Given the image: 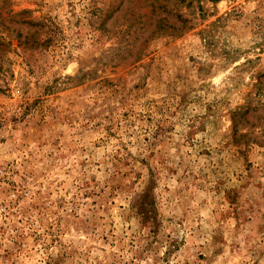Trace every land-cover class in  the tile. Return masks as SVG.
Here are the masks:
<instances>
[{
    "label": "rangeland",
    "instance_id": "1",
    "mask_svg": "<svg viewBox=\"0 0 264 264\" xmlns=\"http://www.w3.org/2000/svg\"><path fill=\"white\" fill-rule=\"evenodd\" d=\"M0 264H264V0H0Z\"/></svg>",
    "mask_w": 264,
    "mask_h": 264
}]
</instances>
